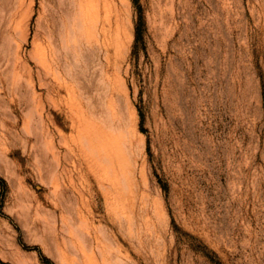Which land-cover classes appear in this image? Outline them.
<instances>
[{"label": "rangeland", "instance_id": "rangeland-1", "mask_svg": "<svg viewBox=\"0 0 264 264\" xmlns=\"http://www.w3.org/2000/svg\"><path fill=\"white\" fill-rule=\"evenodd\" d=\"M78 6L0 0V264H264V0H83L49 71Z\"/></svg>", "mask_w": 264, "mask_h": 264}, {"label": "bare ground", "instance_id": "bare-ground-1", "mask_svg": "<svg viewBox=\"0 0 264 264\" xmlns=\"http://www.w3.org/2000/svg\"><path fill=\"white\" fill-rule=\"evenodd\" d=\"M77 2H78V0H77ZM85 23H86V20L84 18L83 0H79V6H78V9H76V11H75L74 18H71L70 22H66L65 32H62V31L60 32L59 40L57 39V41H56V39H55V45H56V48L58 50V54H55V55L51 54L52 57L50 59L51 61L49 63V67L47 66L49 68L48 69L49 71L50 70H56L55 66H57V63L60 61L59 60L60 52H63V53L64 52L65 53L68 52L70 54V56L72 57V59H74L75 62L78 63L79 55L84 50V48L86 47V40H85V36H84L85 35V30H86V24ZM98 42H99L98 40L95 41V43H97V44H98ZM48 54H50V52ZM46 62H45V64H46ZM42 72H40V83H41V85L46 87L47 91H49V93H50V91L55 86L52 84L53 82L51 80L47 79V76L42 74ZM30 79H31V77H30ZM34 88H36V87H34ZM53 91H54V89H53ZM34 93H35V91H34ZM34 95H36V94H34ZM47 95H48V93H47ZM46 98L48 99L47 96H46ZM41 119L43 120V117ZM85 124L87 125V122H85ZM77 131L78 132L75 133V135H74V139L76 140V143H77V145H76L77 148H75L74 146H71L69 143H66L67 144L66 148H65V150H63L62 149V147H64L63 146V141L64 140L66 141V139H64L65 137H63V138L61 137L59 139V144H57L55 142L57 144V146L55 147V152L54 153L56 154V157H57V171H58L57 174H58V176L60 174H64V171H65V168H66L65 166H64L65 168L63 167V161H64L63 158L67 159V160L69 158H72L73 156H74L73 158H75V160H76V158H78L79 159L78 163L80 164L81 171H83L82 169L86 170L85 169L86 163H90V167H91L94 164V162H98L101 158L104 157V154L102 152V144L100 143L101 142V137H100L99 133H95L94 131L90 132L82 124H80V127L78 128ZM86 174H87V172L84 171L83 173L80 174V177H82V176L85 177ZM72 184L73 185L71 186L72 187V190H71L72 192L71 193L73 194L74 202H77V201H79L80 196L82 195L83 192H82L81 189L78 188V186L76 185V183L74 181H72ZM69 194H70V191H69ZM71 210H72V217L74 218V221H77V220H81L82 221L83 220V216H82V214H81V212L79 210V207L77 205L73 204ZM83 226L84 225L80 221L77 222V224H76L77 228H83ZM92 232H93V230H92ZM95 248H97V247H95Z\"/></svg>", "mask_w": 264, "mask_h": 264}]
</instances>
